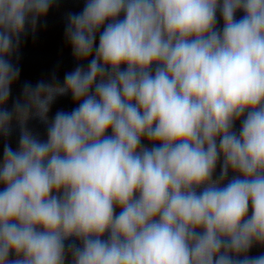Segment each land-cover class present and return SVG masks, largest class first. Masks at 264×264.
Listing matches in <instances>:
<instances>
[{"label": "clouds", "instance_id": "obj_1", "mask_svg": "<svg viewBox=\"0 0 264 264\" xmlns=\"http://www.w3.org/2000/svg\"><path fill=\"white\" fill-rule=\"evenodd\" d=\"M54 3L0 0V264H264V0H84L14 96Z\"/></svg>", "mask_w": 264, "mask_h": 264}]
</instances>
